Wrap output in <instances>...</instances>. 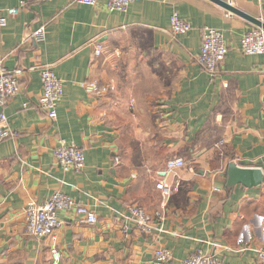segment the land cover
Returning <instances> with one entry per match:
<instances>
[{
    "label": "crops",
    "instance_id": "obj_1",
    "mask_svg": "<svg viewBox=\"0 0 264 264\" xmlns=\"http://www.w3.org/2000/svg\"><path fill=\"white\" fill-rule=\"evenodd\" d=\"M230 1L264 20V0ZM19 3L0 7L7 15ZM173 10L189 31L172 32ZM207 26L228 46L213 73L197 61ZM255 27L212 0H135L114 11L106 0H33L8 15L0 65L21 85L5 106L16 133L0 141V264H52L50 238L26 232L24 207L57 190L97 215L59 211V264H151L159 246L172 249L169 264L198 248L218 264H263L264 180L229 186L225 174L233 161L264 176V52L241 48ZM46 65L63 80L54 118L39 105ZM93 78L107 91L88 93L83 82ZM60 138L84 149L80 169L57 163ZM177 156L187 161L177 169L182 184L164 200L156 183L173 181L166 161ZM135 203L151 213L150 229L130 218Z\"/></svg>",
    "mask_w": 264,
    "mask_h": 264
},
{
    "label": "built area",
    "instance_id": "obj_2",
    "mask_svg": "<svg viewBox=\"0 0 264 264\" xmlns=\"http://www.w3.org/2000/svg\"><path fill=\"white\" fill-rule=\"evenodd\" d=\"M33 0H19V5L6 8L0 7V25L7 23L8 15L17 14L21 7ZM86 4H96L97 0H78ZM135 0H106L107 8L110 11L125 10ZM171 30L174 33H184L192 28L191 22L173 10L170 16ZM36 39L45 37V26H40L31 33ZM241 48L245 53L257 54L264 52V29L255 27L247 31L241 40ZM100 47L96 49L100 53ZM228 53V46L225 42L222 30L216 27H205L200 51L197 61L209 72H215L221 61ZM42 92L39 96V105L47 111L50 117H56L57 104L61 99L64 87L63 80L56 74L52 66L46 65L41 69ZM20 78L16 70H11L0 65V141L15 135V131L9 125V119L5 111L8 100L20 89ZM83 87L88 93L102 94L107 88L100 85L98 78L89 79L83 82ZM264 110V102H263ZM224 139L216 143L221 147ZM54 155L57 163L64 169H80L85 163L84 149L75 142L60 138L54 148ZM184 157H171L166 161V170L174 174L172 182L160 178L156 185L162 191L164 200L168 199L172 192L178 190L182 184V177L177 169L186 165ZM62 209L74 210L85 220L95 222L97 215L94 209L80 203L71 195L60 190L53 192L47 199L38 202L35 199L28 200L24 207L25 229L30 235L37 237H49L52 244V264H59L62 257L61 250L57 247V228L61 223L59 211ZM129 216L135 220L143 229L151 228V213L140 204H132L129 207ZM257 254L264 264V245L256 248ZM174 254L171 248L159 246L155 249L151 264H169ZM219 259L214 252L204 251L201 248L189 253L182 261V264H218Z\"/></svg>",
    "mask_w": 264,
    "mask_h": 264
},
{
    "label": "water",
    "instance_id": "obj_3",
    "mask_svg": "<svg viewBox=\"0 0 264 264\" xmlns=\"http://www.w3.org/2000/svg\"><path fill=\"white\" fill-rule=\"evenodd\" d=\"M224 8L234 12L247 20L251 21L255 25L262 27L264 29V20L248 12L242 10L241 8L234 5L230 0H212ZM227 176V185H234L236 183H242L245 186H256L261 184L264 180V176L261 168L257 167H245L240 166L236 162H229L228 169L225 172Z\"/></svg>",
    "mask_w": 264,
    "mask_h": 264
}]
</instances>
